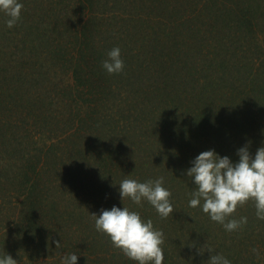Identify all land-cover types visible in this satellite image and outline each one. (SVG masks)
<instances>
[{
    "label": "trees",
    "instance_id": "16d2710c",
    "mask_svg": "<svg viewBox=\"0 0 264 264\" xmlns=\"http://www.w3.org/2000/svg\"><path fill=\"white\" fill-rule=\"evenodd\" d=\"M22 3L12 27L0 11V255L138 264L95 227L93 213L117 205L162 230L163 264H208L217 252L264 264L254 200L229 217L247 223L226 231L189 206L186 174L203 150L236 161L239 147L264 146V0ZM114 46L124 69L108 73ZM161 176L169 216L121 200L123 178Z\"/></svg>",
    "mask_w": 264,
    "mask_h": 264
},
{
    "label": "clouds",
    "instance_id": "9594fccd",
    "mask_svg": "<svg viewBox=\"0 0 264 264\" xmlns=\"http://www.w3.org/2000/svg\"><path fill=\"white\" fill-rule=\"evenodd\" d=\"M22 7V0H0V11L8 17V27L17 23ZM107 57L102 66L108 73L123 71L124 60L119 46L108 50ZM237 154L239 159L233 161L229 155H221L215 148H209L192 158L190 167L186 169L187 176L195 184L189 206L200 207L210 219L221 223L229 232L247 223L246 216L239 219L229 217L238 204L242 205L249 199L254 200L257 218L264 219V146L259 147L254 156L247 145L239 147ZM118 191L122 201L126 197L136 204L147 200L161 217L173 213L171 189L165 186L162 176L145 181L123 178ZM93 214L96 229L108 234L114 246L120 248L128 258L138 264H163L164 234L154 227L151 218L145 220L138 211L117 205ZM56 245L60 246L59 240ZM207 249L213 251L210 247ZM77 261L76 253L62 257V264H77ZM0 264H18V261L7 253L0 255ZM208 264H232V261L217 252L210 256Z\"/></svg>",
    "mask_w": 264,
    "mask_h": 264
}]
</instances>
